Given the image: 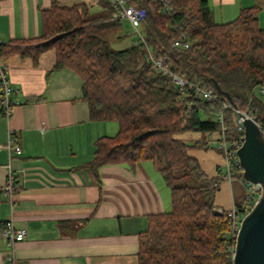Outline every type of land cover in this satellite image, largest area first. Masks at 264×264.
<instances>
[{
    "label": "trees",
    "instance_id": "obj_1",
    "mask_svg": "<svg viewBox=\"0 0 264 264\" xmlns=\"http://www.w3.org/2000/svg\"><path fill=\"white\" fill-rule=\"evenodd\" d=\"M128 1L144 13L145 43L114 49L100 36L121 23L111 19L108 0H51L42 10V36L0 43V61L4 64L17 53L36 61L55 50L54 69L67 68L80 76L90 119L119 126L116 135L96 142L94 158L83 166L98 182L104 166L134 167L146 161L161 166L172 206L149 216L148 230L139 235V264H233L236 234L226 212L219 213L208 196L218 186L205 181V171L189 151L209 149L207 137L222 135L221 114L225 125L234 126L235 112L224 109L225 103L264 124V103L254 92L264 85V0L229 23L216 22L207 0H172V15L162 13L158 0ZM183 33L190 48L173 50L171 43ZM149 49L169 53L175 73L217 91L219 100L206 102L181 92L169 76L150 67ZM187 132L201 137L190 143L182 137ZM225 135L231 139L240 133L230 128Z\"/></svg>",
    "mask_w": 264,
    "mask_h": 264
},
{
    "label": "crops",
    "instance_id": "obj_2",
    "mask_svg": "<svg viewBox=\"0 0 264 264\" xmlns=\"http://www.w3.org/2000/svg\"><path fill=\"white\" fill-rule=\"evenodd\" d=\"M207 2L216 22L229 23L263 0ZM50 5L0 0V43L40 38L42 10ZM56 61L55 50H48L36 61L17 53L4 62L14 106L9 118L0 109V146L12 131L22 154L0 152V174L11 173L17 183L13 205L0 199V264H139V235L148 230L149 216L172 206L161 166H104L100 182L83 169L96 142L116 135L119 126L90 119L82 79L70 69L55 70ZM11 220L28 232L14 246L2 237Z\"/></svg>",
    "mask_w": 264,
    "mask_h": 264
},
{
    "label": "built area",
    "instance_id": "obj_3",
    "mask_svg": "<svg viewBox=\"0 0 264 264\" xmlns=\"http://www.w3.org/2000/svg\"><path fill=\"white\" fill-rule=\"evenodd\" d=\"M113 8L112 20L127 22L133 28V34L136 35L135 43H145L146 35L141 29V20L144 16L143 11L138 10L136 7L129 4L128 0H108ZM162 4V13L165 15H172L173 5L172 0H158ZM176 29L183 30V27L176 25ZM191 46L190 41L186 34L183 33L182 38L176 39L171 43V48L175 49H189ZM147 62L150 67L158 74L169 76L173 83L179 88L181 92L189 93L194 97L204 100L206 102H214L219 100V94L213 89L201 86L200 84L190 82L181 75L175 73L171 67L170 54L164 53L158 55L153 53L150 49L147 53ZM264 92V90H263ZM14 90L10 85L6 73L5 65L0 61V109L1 114L5 118H9L12 107L14 106L13 100ZM233 109L235 112V125L233 128L240 133V136L228 139L225 131L229 128L223 123L222 114L218 117L222 123V135L215 137L214 134L210 144H214L217 150L223 152L227 162V178L230 181L235 177L236 172H241V167L238 150L244 142L245 127L243 122L246 117L254 118L253 116L241 112L239 109L231 106L229 103L224 104V109ZM259 128L264 134V124L257 122ZM6 150L9 155L22 154V148L16 143L13 132L9 131L8 141L4 146H0V152ZM240 183L245 187L246 196L240 205H235L230 211H225L218 208L219 213L226 212L230 220L231 232L237 235L240 224L245 215L253 208L257 201V194L259 191L249 182L242 177L239 178ZM17 189V183L14 176L9 173L6 179L0 174V199H5L11 205L14 204V196ZM259 195V194H258ZM28 232L24 228H17L14 222L7 221L2 228V237L10 246H14L18 242H22L27 238Z\"/></svg>",
    "mask_w": 264,
    "mask_h": 264
},
{
    "label": "water",
    "instance_id": "obj_4",
    "mask_svg": "<svg viewBox=\"0 0 264 264\" xmlns=\"http://www.w3.org/2000/svg\"><path fill=\"white\" fill-rule=\"evenodd\" d=\"M220 92V89L217 87ZM244 142L238 150L240 175L260 193L242 219L236 235L233 264H264V134L257 119L246 117Z\"/></svg>",
    "mask_w": 264,
    "mask_h": 264
},
{
    "label": "rangeland",
    "instance_id": "obj_5",
    "mask_svg": "<svg viewBox=\"0 0 264 264\" xmlns=\"http://www.w3.org/2000/svg\"><path fill=\"white\" fill-rule=\"evenodd\" d=\"M76 1L90 2V0H62V2L65 4H72ZM100 36L108 40L114 49L126 48L127 46L131 45L136 39V35L133 34V28L127 22L120 23L118 26H114L102 31L100 33ZM263 90L264 85L257 87L254 92L256 97H258L264 103ZM233 125H235V120H233ZM226 126L229 129L233 128L228 125ZM214 136L218 137L215 134ZM182 137L192 143V141L198 140L201 135L194 132H187L184 133ZM212 139L213 136H211L210 134L205 140L207 145L209 146V149L192 148L190 149L189 154L192 157L198 159V161L200 162L203 170L206 173L205 181H209L212 178L215 179L216 185L218 187H211L208 192V196L213 199L215 206H222L225 211H230L234 206L232 205V196H235L237 202L241 203L243 202L246 196V190L245 187L239 181L241 175L238 172L235 173L236 176L233 178L232 181L227 178L226 158L224 157L222 151L217 150L214 144H210ZM258 194L260 195V193ZM258 194L257 196H259ZM239 197H241V199Z\"/></svg>",
    "mask_w": 264,
    "mask_h": 264
}]
</instances>
